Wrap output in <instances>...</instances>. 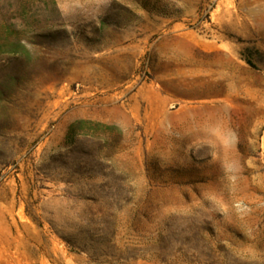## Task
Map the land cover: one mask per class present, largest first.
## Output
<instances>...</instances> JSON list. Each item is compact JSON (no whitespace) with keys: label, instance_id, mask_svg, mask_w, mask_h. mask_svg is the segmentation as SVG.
Returning a JSON list of instances; mask_svg holds the SVG:
<instances>
[{"label":"rangeland","instance_id":"374dc122","mask_svg":"<svg viewBox=\"0 0 264 264\" xmlns=\"http://www.w3.org/2000/svg\"><path fill=\"white\" fill-rule=\"evenodd\" d=\"M256 50L264 0H0V264H264Z\"/></svg>","mask_w":264,"mask_h":264},{"label":"trees","instance_id":"16d2710c","mask_svg":"<svg viewBox=\"0 0 264 264\" xmlns=\"http://www.w3.org/2000/svg\"><path fill=\"white\" fill-rule=\"evenodd\" d=\"M257 54H259V56L263 59L264 58V53L260 52L259 50H256ZM244 57V60L247 62V64H249L251 67L256 68L257 66L254 64V62L251 60L250 56H245L242 55Z\"/></svg>","mask_w":264,"mask_h":264}]
</instances>
